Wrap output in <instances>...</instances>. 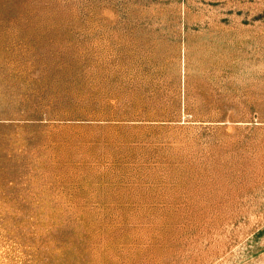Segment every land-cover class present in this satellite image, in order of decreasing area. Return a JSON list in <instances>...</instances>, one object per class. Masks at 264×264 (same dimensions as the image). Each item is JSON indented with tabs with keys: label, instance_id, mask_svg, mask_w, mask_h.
Segmentation results:
<instances>
[{
	"label": "rangeland",
	"instance_id": "rangeland-1",
	"mask_svg": "<svg viewBox=\"0 0 264 264\" xmlns=\"http://www.w3.org/2000/svg\"><path fill=\"white\" fill-rule=\"evenodd\" d=\"M0 264H264V0H0Z\"/></svg>",
	"mask_w": 264,
	"mask_h": 264
}]
</instances>
